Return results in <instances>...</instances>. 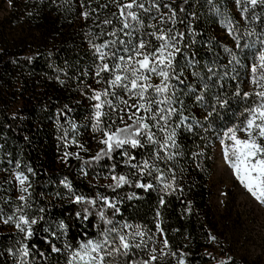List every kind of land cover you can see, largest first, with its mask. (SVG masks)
I'll return each instance as SVG.
<instances>
[{
  "label": "trees",
  "instance_id": "1",
  "mask_svg": "<svg viewBox=\"0 0 264 264\" xmlns=\"http://www.w3.org/2000/svg\"><path fill=\"white\" fill-rule=\"evenodd\" d=\"M129 2L0 0V264H70L81 244L107 236L115 243L106 248L118 247L119 235L141 247L104 264H143L153 255L150 264H253L228 247L212 179L216 149L232 143L224 133L262 102L252 68L264 55V0H138L149 11L131 9L136 21L121 16ZM160 35L179 51L168 91L150 88L146 97L171 101L153 103V112L175 111L157 126L141 110L154 142L141 135V146L108 152L104 132L132 124L131 106L145 102L110 84L117 74L131 79L114 65L141 41V51L155 50ZM95 46H104L103 60ZM105 63L111 71L97 75ZM161 80L151 74L149 83ZM120 176L128 182L117 186Z\"/></svg>",
  "mask_w": 264,
  "mask_h": 264
},
{
  "label": "snow or ice",
  "instance_id": "2",
  "mask_svg": "<svg viewBox=\"0 0 264 264\" xmlns=\"http://www.w3.org/2000/svg\"><path fill=\"white\" fill-rule=\"evenodd\" d=\"M252 5L257 4L258 0H250ZM153 6L158 7L156 0H153ZM134 7L139 9H144L149 11V9L144 8V3L138 2V0H130L129 3H126L121 8V16L131 18V20H138L136 12L131 11ZM87 15V13H85ZM175 13H173V16ZM172 17H169L171 19ZM108 21H106L107 23ZM130 25L125 22L124 28H129ZM157 39L161 41L160 45L153 51L145 53L141 51L146 47L145 43L141 41L138 46L133 49L134 55L130 54L127 57V61L123 64L117 63L114 65L115 69H122L125 73L131 74V79L129 76L125 75H115L114 79L110 81L112 86L123 87L126 91L131 92L134 96H137L139 101H145L142 103L133 104L131 107L135 108L136 111L129 114V120H133L132 124H127L123 128H118L115 132H104L105 139L101 142L107 146V151L110 152L115 148H121L124 145H131L135 148L141 146V140L138 138L141 135L145 136L149 142H154V134L150 130V124L147 122L146 117L138 115L141 110H144L146 113H151L149 117L152 120L157 121V126H159V121H165L171 116V113L175 109L168 108L167 115L161 113L165 112V109L157 107L156 111L153 112V103L160 105L169 103L170 99L165 98V100L152 101L147 99L146 93L150 88H153L156 93L163 94L168 91L169 85L167 81L169 80L170 70L173 68V60L175 59L176 52L179 51L175 47L174 43H169L168 38L165 35L157 36ZM123 43V41H121ZM96 52L100 54V59L103 60L105 53L101 50L104 46H95ZM125 51H128L125 49ZM116 57V54H112ZM136 57H140L136 59ZM119 61H125L124 56L116 57ZM261 63L258 66L252 68L253 73V83L257 84L258 87L264 88V55L260 56ZM100 71H111L109 65L105 63L101 69L97 71L99 75ZM147 73V74H146ZM151 74H156L162 78L161 84L152 85L149 83L151 79ZM127 81V83H125ZM103 95L107 96L108 92L105 91ZM245 96L250 95L245 93ZM262 100L255 108L247 110L248 117L243 122L242 125L234 126L228 128L224 133V137L230 140L232 143L230 145L225 144L223 153L225 160L230 164L232 169L235 172L237 179L241 184L261 203H264V143H260V140H264V91L255 93ZM92 99L100 101L101 93H96ZM111 105V101H107ZM127 103V101H124ZM96 112L95 118L97 124L94 126L95 130L100 131L99 119L102 115L100 109L102 108V103H97L95 105ZM159 117V119H157ZM123 119V117H121ZM243 131L246 133L247 138H240L237 136V131ZM169 140L172 139V136L168 137ZM221 143H224V140H221ZM105 154V150H101V153L97 155V159L101 155ZM135 167V165H133ZM148 167V162H144V168ZM17 179L20 181V184L23 185L27 177L23 174H18ZM117 180V186L127 183L128 181L124 176L119 178L113 177ZM138 187L151 188L152 185H143L139 184ZM170 187V185H166ZM22 191L26 192V188H22ZM21 200L24 199L23 196L20 197ZM81 198L77 197V202ZM101 218H103V213H101ZM20 220L27 224L28 221L24 217H20ZM7 222V221H5ZM35 223V221H33ZM111 223V221H107ZM17 227H20V224H17ZM124 227H129L125 225ZM23 230V229H21ZM110 231H115L111 229ZM31 235V230L28 232ZM137 236L143 237L144 233L137 231ZM119 246L106 248L109 243H115L114 241H109L107 236L102 241L94 242L88 240L86 243L80 245V250L73 254V261L79 259V261H84L85 264H104L105 256H113L117 253L127 256L129 250L134 246L139 249L141 244H130L129 240L125 235H119ZM214 239V237H213ZM165 246H167V240L164 241ZM58 251V249H53ZM95 253V255H93ZM156 256H151L149 261H143V264H150L151 260H156ZM73 264V262H70ZM183 264V261L180 262Z\"/></svg>",
  "mask_w": 264,
  "mask_h": 264
},
{
  "label": "rangeland",
  "instance_id": "3",
  "mask_svg": "<svg viewBox=\"0 0 264 264\" xmlns=\"http://www.w3.org/2000/svg\"><path fill=\"white\" fill-rule=\"evenodd\" d=\"M223 149L224 145L215 151V171L212 179L215 190L212 204L221 219L220 229L234 254L253 264H264V204L237 179L234 170L224 158ZM105 182L111 183L113 180ZM228 210L232 214H227L230 212ZM73 264L85 262L77 258Z\"/></svg>",
  "mask_w": 264,
  "mask_h": 264
}]
</instances>
